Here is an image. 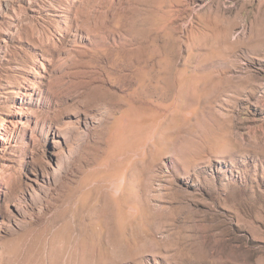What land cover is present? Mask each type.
Returning a JSON list of instances; mask_svg holds the SVG:
<instances>
[{
	"label": "rangeland",
	"instance_id": "1",
	"mask_svg": "<svg viewBox=\"0 0 264 264\" xmlns=\"http://www.w3.org/2000/svg\"><path fill=\"white\" fill-rule=\"evenodd\" d=\"M0 264H264V0H0Z\"/></svg>",
	"mask_w": 264,
	"mask_h": 264
}]
</instances>
